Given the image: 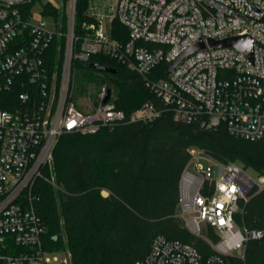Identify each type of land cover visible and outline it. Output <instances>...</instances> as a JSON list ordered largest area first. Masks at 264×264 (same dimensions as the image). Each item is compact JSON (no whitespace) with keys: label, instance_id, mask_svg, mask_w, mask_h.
<instances>
[{"label":"built area","instance_id":"built-area-1","mask_svg":"<svg viewBox=\"0 0 264 264\" xmlns=\"http://www.w3.org/2000/svg\"><path fill=\"white\" fill-rule=\"evenodd\" d=\"M32 1L0 0V243L7 252L0 264H71L69 252L45 248L34 194L64 134L149 124L168 111L178 123L222 128L250 142L264 138V0H89L78 25L77 0H63L65 29L56 19L51 29L44 20L34 22L30 11L25 15ZM246 36L252 58L209 44ZM198 42L205 48L167 73ZM93 56L141 77L163 108L146 102L127 116L107 83L96 92L91 83L83 94L95 93L93 109H80L73 65ZM189 152L177 217L213 252L204 257L190 244L157 236L135 264H231L230 257L244 258L250 241L264 239V231L241 224L247 202L264 189V176L254 179L243 166L201 148ZM8 241L19 252L10 253Z\"/></svg>","mask_w":264,"mask_h":264},{"label":"trees","instance_id":"trees-1","mask_svg":"<svg viewBox=\"0 0 264 264\" xmlns=\"http://www.w3.org/2000/svg\"><path fill=\"white\" fill-rule=\"evenodd\" d=\"M35 1L23 7L25 15ZM88 3L77 0V25L84 20ZM46 13L66 28L65 12L47 7ZM92 63L118 73L96 72L88 66ZM73 67L76 102L89 84H94L96 92L107 83L117 109L127 116L146 102L163 108L144 80L115 60L93 56L89 62L75 61ZM68 138L54 150L57 189L40 178L34 194L47 231L45 248L69 252L71 264H135L147 256L157 236L190 244L204 257L212 254L203 238L193 235L177 217L180 180L193 147L220 162L237 163L264 176V138L250 142L222 128L214 132L178 123L168 111L153 123H126L94 134H64L59 141ZM241 224L264 231V189L247 202ZM7 244L10 253L19 252L10 241ZM6 253L0 243V254ZM228 259L231 264H264V239L250 241L244 258Z\"/></svg>","mask_w":264,"mask_h":264},{"label":"rangeland","instance_id":"rangeland-1","mask_svg":"<svg viewBox=\"0 0 264 264\" xmlns=\"http://www.w3.org/2000/svg\"><path fill=\"white\" fill-rule=\"evenodd\" d=\"M47 7H53L55 10H57L59 13H63L65 12V7L63 6V0H36L34 5L31 6L30 8V12L33 15V21L34 22H39L41 20H44L47 22V24L49 25V27L51 29H53L54 27V17L49 16L48 14H46V8ZM95 93L92 92L91 97H88L87 95L83 94L80 98V100L77 102L79 107L85 111V112H91L92 111V107H91V102L90 101H94L95 98ZM68 139H61L60 141L58 140V142L56 143L60 145L62 142H66ZM53 169H54V163L51 167L46 168L47 173L45 174V172H43L44 174V180L50 182L54 188L57 189V185L55 183V175L53 173ZM247 173L254 179H257L258 174L252 170V169H246ZM104 195L106 196L107 194L104 193ZM183 222L184 225H186V223L181 220Z\"/></svg>","mask_w":264,"mask_h":264},{"label":"water","instance_id":"water-1","mask_svg":"<svg viewBox=\"0 0 264 264\" xmlns=\"http://www.w3.org/2000/svg\"><path fill=\"white\" fill-rule=\"evenodd\" d=\"M210 46L212 48H224V47H233L236 48L239 51L245 52L249 57L252 58V46L253 41L250 37H238V38H231L223 41H210ZM205 48V44L203 42L196 43L189 51L184 53L176 62H174L172 65H170L167 69V73H170L183 59L186 57L192 55L194 52L199 51L201 49ZM91 69L95 70L96 72L100 73H109V74H117L118 70L112 67L103 66L99 64H89L88 65ZM111 95V90L108 92V96L106 101L109 100Z\"/></svg>","mask_w":264,"mask_h":264}]
</instances>
